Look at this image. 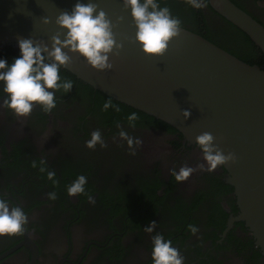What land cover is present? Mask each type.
Returning <instances> with one entry per match:
<instances>
[{
  "label": "flooded vegetation",
  "instance_id": "flooded-vegetation-1",
  "mask_svg": "<svg viewBox=\"0 0 264 264\" xmlns=\"http://www.w3.org/2000/svg\"><path fill=\"white\" fill-rule=\"evenodd\" d=\"M166 1L157 0L181 27L264 67L262 51L209 0L201 9L186 0ZM231 1L264 27V0ZM18 55L19 48H0L9 63ZM59 75L73 87L55 92L56 107L48 113L34 106L28 116L16 117L3 106L0 91V198L27 216L24 231L0 237V264H152L151 236L157 232L178 249L183 264H264L245 223L229 227L240 211L223 166L200 171L199 150L178 130L89 90L62 68ZM108 99L120 111L102 110ZM133 111L138 119L129 127ZM95 130L105 147L88 149L85 141ZM120 130L141 145L129 149ZM183 165L196 171L177 184L171 171ZM79 175L87 177L85 192L70 197L67 186ZM52 192L54 200L48 198ZM151 221L156 227L149 234L143 228Z\"/></svg>",
  "mask_w": 264,
  "mask_h": 264
},
{
  "label": "water",
  "instance_id": "water-1",
  "mask_svg": "<svg viewBox=\"0 0 264 264\" xmlns=\"http://www.w3.org/2000/svg\"><path fill=\"white\" fill-rule=\"evenodd\" d=\"M77 2L95 3L105 12L122 48L109 55L112 68L105 71L63 49L69 62L61 68L94 91L173 127L193 144L201 133H211L215 146L235 157L223 166L240 211L229 227L244 222L264 255V67L248 64L183 27L163 56H146L122 0H0V48H18V41L30 39L51 50L52 37L63 41L66 32L56 24L57 16L71 12ZM209 3L264 54L261 24L231 0Z\"/></svg>",
  "mask_w": 264,
  "mask_h": 264
},
{
  "label": "clouds",
  "instance_id": "clouds-1",
  "mask_svg": "<svg viewBox=\"0 0 264 264\" xmlns=\"http://www.w3.org/2000/svg\"><path fill=\"white\" fill-rule=\"evenodd\" d=\"M122 2L126 9H130L136 28L135 41L140 46L141 52L150 57L163 56L170 41L180 33V21L171 16L167 7H160L157 0H122ZM186 2L193 8L201 9L206 6L207 0H186ZM56 24L66 32L63 41L59 36L52 37L51 50L46 46L34 45L30 39H23L18 41L19 55L12 58L11 63L0 58V91L4 94L3 106L16 117L28 116L34 106H40L45 113H48L56 107L55 92L62 90L67 93L72 89L73 82L62 79L59 75L60 68L69 62V56L62 51L63 49L79 54L91 68L105 71L112 68L109 55L118 53L122 48V44L116 41L113 34L114 26L105 12L102 9L98 10L95 3L77 2L71 12H62L57 16ZM110 107L114 111H120L111 99L104 102L102 110ZM182 116L188 119L189 111L184 110ZM126 119L129 127H135L137 113L135 111L129 113ZM117 127L119 128L120 125L118 124ZM118 135L126 141L129 149H134V145L138 147L142 143L139 138L129 136L124 130H120ZM97 144L105 147L99 130L91 132L90 139L85 141L88 149H94ZM195 146L203 161L197 165L200 171L213 172L218 167L235 160L233 154L225 155L215 146L211 133L204 132L198 135ZM131 154H135L134 150ZM41 171L44 169L42 168ZM195 171L196 168L183 165L178 170H172L171 176L179 184L187 181ZM54 176L55 173L52 171L47 173L49 180H53ZM86 182V176H77L67 186V194L73 197L84 193ZM48 198L54 200L55 192L49 193ZM88 200L94 203L91 196H88ZM26 224L27 216L23 210L10 206L7 199L0 198V237L18 234L25 230ZM155 227V221H151L143 231L151 234ZM189 228L192 233L197 232L196 227L190 225ZM151 245L152 264H183L184 257L162 234L157 232L152 235Z\"/></svg>",
  "mask_w": 264,
  "mask_h": 264
},
{
  "label": "trees",
  "instance_id": "trees-1",
  "mask_svg": "<svg viewBox=\"0 0 264 264\" xmlns=\"http://www.w3.org/2000/svg\"><path fill=\"white\" fill-rule=\"evenodd\" d=\"M166 3H176L175 1H173V0H169V1H166ZM10 50V49H9ZM66 72V71H65ZM67 74H69L68 72H66ZM72 77V76H71ZM73 78V77H72ZM74 79V78H73ZM86 86V85H85ZM89 90H91V91H94L91 87H89V86H86ZM97 94H99V95H101V93H97Z\"/></svg>",
  "mask_w": 264,
  "mask_h": 264
}]
</instances>
